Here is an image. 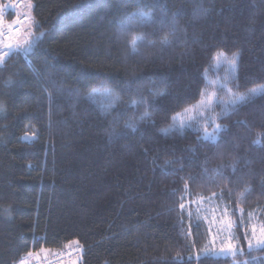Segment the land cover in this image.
<instances>
[{
	"label": "trees",
	"instance_id": "obj_1",
	"mask_svg": "<svg viewBox=\"0 0 264 264\" xmlns=\"http://www.w3.org/2000/svg\"><path fill=\"white\" fill-rule=\"evenodd\" d=\"M31 1V47L15 41L0 64V264L77 241L80 264H236L196 259L210 239L207 216L197 227L196 209L190 221L179 204L212 197L232 217L243 208L246 225L257 214L264 224V96L227 115L214 103L225 128L215 142L196 123L164 130L178 128L202 93L227 101L237 76L241 92L264 84V0ZM138 10L154 22L130 18ZM218 51L239 52L236 73L215 75ZM146 109L152 120L140 121ZM254 258L264 264V248Z\"/></svg>",
	"mask_w": 264,
	"mask_h": 264
},
{
	"label": "snow or ice",
	"instance_id": "obj_2",
	"mask_svg": "<svg viewBox=\"0 0 264 264\" xmlns=\"http://www.w3.org/2000/svg\"><path fill=\"white\" fill-rule=\"evenodd\" d=\"M178 12L180 11L179 9L177 10ZM200 14H204L206 13V9H199L198 10ZM161 12H164V9H161ZM175 15L173 14V18H172V23L174 25V31H175ZM3 16V10L0 9V17ZM139 18L141 20V22H145V23H153L154 22V17H153V13L151 11L145 12L143 10H138L137 12H133L131 14L130 18ZM16 31H18V29H14ZM138 41H145V37L143 35L140 36H134L131 41H130V46L133 52L138 51ZM148 43H154L152 41H147ZM161 45L163 46H169L170 45V41L167 37H164L161 39L160 41ZM29 47H31V44H29ZM9 49H11V45H9ZM10 52H4L2 54H0V64H3L4 61V57L5 56H9ZM240 59V54L239 52H235L232 54L231 58H229L223 51H218L216 56H215V61L217 65L220 64H225L228 66L229 70L231 73H236L237 72V62ZM9 83H11V81H9ZM208 87V85L206 84V88ZM221 87H224L223 85H221ZM240 85L238 83V76L236 77V91H233L232 88H227V93H228V100L227 101H222V100H218L216 97V93L212 92L211 95H205V93L201 94V100L199 102V104L196 106L197 108H199L201 110V115H203V112L206 110H210L211 112H215V107L213 105V101L217 100V102L219 103H225V110H224V115L228 114L229 109H231L232 111H235L237 107L239 106H243L249 102H251L252 100H254L257 96H264V84L259 85L258 87H253L250 89H247L245 92H241L239 90ZM99 93L96 92L95 89H93L89 94H88V98L92 99L94 98L96 95H98ZM104 95H108V96H115L116 100H119V96L115 94L113 89L110 88H105V92L103 93ZM152 94L154 96H163L165 93L163 90H153ZM139 103H146V101H139V102H132L129 107L132 108H136L138 106ZM101 112L104 115H107L108 112L110 111V108H104L101 107ZM5 111L4 105L0 104V113H3ZM186 112H190L192 111V109H185ZM140 121H151L152 120V114L151 112H149L147 109L143 112V114L139 117ZM190 121H192V118H189ZM203 119L205 120V122L211 121L212 123L215 124V128H214V133H219L221 131H224L225 128L224 126H222L220 123H216L215 122V117H203ZM194 123L196 124H200V119H195ZM126 127H131L132 131L135 132L136 131V127L132 126V125H126ZM187 127H192V122L185 124L183 121H181L179 123V127L176 129H165L164 133L167 134L169 131H180L182 132L185 128ZM115 131V129L113 128V132ZM204 131V136L203 139H208L209 136L212 137L213 142H215V140L217 139V136L214 135L213 133H209L207 131V128H203ZM29 135V134H26ZM31 136L35 137V133H31ZM255 144H261V140L258 139L256 141H254ZM233 170H235V165H232ZM217 174H219V170H217ZM185 192H187V184H185ZM244 193L240 194V199L243 200L244 199ZM216 194L213 193V197H215ZM204 197H198L195 200V203L199 204L202 200H204ZM208 199H212V197H209ZM221 201H223V196L221 195L220 197ZM218 207H213L210 209V212L213 214V219H215V213L218 210ZM179 208L181 209L182 212H186L187 216L189 217V220L191 221V218L193 217V212L188 209L186 207V202L185 199L182 197L181 198V202L179 204ZM243 208L239 209V212L241 214H243ZM199 214V208H197V216ZM204 219H207V217H205ZM199 217H198V221H197V227H199ZM219 227L217 228V233L223 232L226 229H231L234 226V221L231 219V215L229 214V208L227 205L224 206L222 213L220 214V218H219ZM191 228L192 225L191 223H189L188 225V230L186 231V235H191ZM255 241V243L253 244L252 241ZM78 245V241L74 242ZM258 248H264V227H261L259 229V234H257V230L255 228H253L252 233L250 234V238H249V249L250 250H256ZM210 249L208 247H205L204 251L205 253H207ZM41 251H44L43 249H41ZM82 251L81 248L77 247L76 249L71 250L68 255L71 256L72 252H80ZM220 252L224 253L226 256L230 255L231 257H233L234 259L237 258L238 256H242L243 255V250L240 249L239 247H233L232 244H227L226 246H222L219 249ZM29 256L32 255L31 252L28 253ZM59 258V257H57ZM191 259V258H190ZM196 259H199V253L196 254ZM21 264H24L23 261H21ZM241 264H245V262L241 261Z\"/></svg>",
	"mask_w": 264,
	"mask_h": 264
},
{
	"label": "rangeland",
	"instance_id": "obj_3",
	"mask_svg": "<svg viewBox=\"0 0 264 264\" xmlns=\"http://www.w3.org/2000/svg\"><path fill=\"white\" fill-rule=\"evenodd\" d=\"M29 8H31V10L33 11L34 7L32 4V1L25 0V11L27 12ZM33 28H34V17L32 16L30 12L29 13V26L26 28V30L24 29V32L27 31V33L25 34H23L24 32L22 33L23 34L22 37L24 41H22L23 43H19V42L16 43V46H18L19 48L21 47L23 49H27L29 47V44L32 41V36L34 34ZM17 41L18 40H16V42ZM221 68H223V71H226L228 66L225 64H220V65L216 64L214 67V73L216 76H218V74L220 73ZM221 85L223 84L217 83V87L219 86L221 87ZM214 89L215 87L212 88V91H214ZM216 102L217 100H214L213 104ZM212 116H214V113L211 112L210 110L204 111L203 115H201V110L196 107L192 109V111L186 112V114L180 119L184 123H187V122L194 123L195 119H200V125L203 127H206L209 133H213L214 135L217 136L218 133H214V128H215L214 123H212L211 121L205 122V120L203 119V117H212ZM190 117L192 118V121H190L189 119ZM212 126L213 128H211ZM208 139H212V137L209 136ZM25 140L32 141L30 137H27ZM187 207L192 212L193 210L196 209V214H197V208H199V214L201 215L205 214L208 217L205 223L209 229L210 239L205 247H208L210 250L207 253H205L204 251L205 248H204L203 251L200 253L199 258L208 257V256L217 257V258L221 257V258H227L232 261H235L234 263L236 264H241V261L245 262V264H250L253 260H256V258H254V255H257L259 251H261L263 248H258L254 251L250 250L249 249V238H250V234L252 233L253 228H255L257 230V234H259V229L261 227H264V224L260 221L258 214L257 216L252 215L250 217V220L248 221V225H246V223L241 219L242 218L241 213H240V216L238 215L237 217L231 216V219L235 222L234 226L231 229H226L223 232L217 233V228L220 226L218 221L220 218V214L222 213L223 210L218 208L217 212L215 213V219H213V214L210 212V209L213 207H217V206L212 204V200L205 198L199 204L189 203ZM201 215H198L197 217H199L200 220H203V217H201ZM252 243L254 244L255 241L253 240ZM73 244L76 245V248L77 247L80 248V246L77 245L76 243H73ZM73 244H71L66 249V252L69 253L71 250H73L72 248ZM227 244H232L233 247H239L240 249H242L243 255L238 256L237 258L234 259L230 255L226 256L224 253L220 252L219 249L222 246H226ZM72 253H75V252H72ZM80 258L82 260V251H80ZM42 259H45V258H42Z\"/></svg>",
	"mask_w": 264,
	"mask_h": 264
},
{
	"label": "built area",
	"instance_id": "obj_4",
	"mask_svg": "<svg viewBox=\"0 0 264 264\" xmlns=\"http://www.w3.org/2000/svg\"><path fill=\"white\" fill-rule=\"evenodd\" d=\"M24 5L25 0H11L0 6V9L3 10V16L0 17V54L10 52L11 55L18 51L13 45L28 24V18L23 14ZM14 29H18V31ZM9 45H11V49H9ZM9 56H5L4 61ZM21 261L24 264H80L81 258L80 252L72 253L71 256L58 254L52 259H42L38 254H34L21 259L18 264H21Z\"/></svg>",
	"mask_w": 264,
	"mask_h": 264
},
{
	"label": "crops",
	"instance_id": "obj_5",
	"mask_svg": "<svg viewBox=\"0 0 264 264\" xmlns=\"http://www.w3.org/2000/svg\"><path fill=\"white\" fill-rule=\"evenodd\" d=\"M24 10V9H23ZM29 13H30V8L27 10V12L26 11H23V14L29 19ZM29 26V25H28ZM26 30V29H25ZM26 32V31H25ZM25 32L23 33V34H25ZM23 34L20 36V37H18L16 40H18L16 43H23L22 41H24L23 40ZM72 248L73 249H76V245H74L73 244V246H72ZM65 253H68V252H65ZM58 254V253H57ZM56 253L55 254H53V253H51V252H47V251H42V252H40L39 253V257L40 258H45V259H52V258H54L56 255H57Z\"/></svg>",
	"mask_w": 264,
	"mask_h": 264
}]
</instances>
